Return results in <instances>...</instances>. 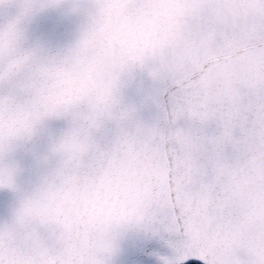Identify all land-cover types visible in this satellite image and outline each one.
I'll return each instance as SVG.
<instances>
[{
    "label": "water",
    "instance_id": "water-1",
    "mask_svg": "<svg viewBox=\"0 0 264 264\" xmlns=\"http://www.w3.org/2000/svg\"><path fill=\"white\" fill-rule=\"evenodd\" d=\"M0 264H264V0H0Z\"/></svg>",
    "mask_w": 264,
    "mask_h": 264
}]
</instances>
